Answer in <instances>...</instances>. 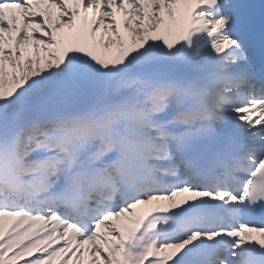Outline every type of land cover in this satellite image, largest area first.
Returning <instances> with one entry per match:
<instances>
[{"label": "snow or ice", "instance_id": "1", "mask_svg": "<svg viewBox=\"0 0 264 264\" xmlns=\"http://www.w3.org/2000/svg\"><path fill=\"white\" fill-rule=\"evenodd\" d=\"M0 264H264V0H0Z\"/></svg>", "mask_w": 264, "mask_h": 264}]
</instances>
